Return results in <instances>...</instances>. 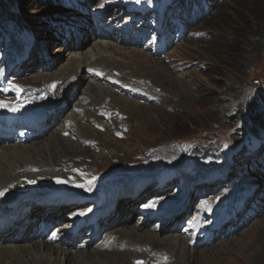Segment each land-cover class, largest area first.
Returning <instances> with one entry per match:
<instances>
[{
	"label": "rangeland",
	"instance_id": "obj_1",
	"mask_svg": "<svg viewBox=\"0 0 264 264\" xmlns=\"http://www.w3.org/2000/svg\"><path fill=\"white\" fill-rule=\"evenodd\" d=\"M0 1L10 13L0 23L8 25L4 28L19 43L22 38L21 48L10 49L12 55L4 52L0 42V102L4 105L0 112L4 114L10 105L21 113L51 109L57 103L47 105L45 98L60 95L66 86L69 89L62 98L65 106L51 109L56 120L38 128L45 134L34 140L43 142L64 126L61 142L78 149L72 157L77 162L68 168L55 166V172L76 177L73 187L83 190L80 172L98 177L106 173L153 177L167 170L182 173L181 167L192 163L200 177L210 178L225 170L227 158L235 178L227 189L214 190L205 202L211 217L222 205L231 208L237 195L244 193L235 190L238 182L247 183L245 191L258 187L256 201L247 220L233 233L228 229L226 237L195 250L209 257L218 253L214 262L199 257L194 264H264V163L249 157L264 148L262 0H239L240 4L208 0L207 9L198 12L184 7L179 24L168 12L159 17L148 9L151 4L158 6L155 0ZM137 5L145 11L139 13ZM23 10L33 23L21 31L11 17ZM102 42L113 43L119 51H102ZM80 53H86L87 59L81 61ZM76 75L85 76L88 83L80 80L76 88ZM96 84L107 91L105 96L94 89ZM67 113L79 116L81 135L74 120L67 123ZM206 147L217 154L204 155ZM195 149L201 157L194 155ZM48 178L42 181L50 182ZM47 188L72 187L49 183ZM170 193L153 204H165L175 196ZM139 226L156 230L163 238L169 233L156 225ZM222 241H227V248H220ZM142 252H147L145 247ZM160 252L156 264L176 263L174 257ZM130 263L151 264L141 258Z\"/></svg>",
	"mask_w": 264,
	"mask_h": 264
},
{
	"label": "bare ground",
	"instance_id": "obj_2",
	"mask_svg": "<svg viewBox=\"0 0 264 264\" xmlns=\"http://www.w3.org/2000/svg\"><path fill=\"white\" fill-rule=\"evenodd\" d=\"M102 43L103 44L100 43L101 45L99 46V49L104 52L107 50H112L113 52L116 51V49L118 50V48H116V46H114L111 42ZM80 54L81 61H83V59H87L88 56L86 53ZM79 66L80 64L76 67L78 68ZM103 67L105 69V66ZM59 75L60 74L57 76ZM76 76L78 77V80L74 85L76 88V84L80 80L88 83V79L85 76ZM90 85L94 84L90 83ZM67 88L68 87L66 86V89H63V92L59 93L60 95L51 94L47 96L45 98L48 101L47 105H51L52 102H56V105L59 106L55 108L65 106L62 98L65 96L67 91H69ZM94 89L101 92L104 96L107 93V91L100 84H98ZM12 108L13 107H10L6 111ZM17 116L24 118V115L20 113L17 114ZM66 116L70 119L67 123L76 122H74L75 127L80 133L79 135H81V130L79 128V116L71 113H67ZM70 127L73 128L74 125H71ZM63 129L64 126L58 131H53L43 142L41 141L37 143V141H34L30 144L15 143L10 145H0V192L3 193V195H0V210L5 209V205L14 209L20 203L27 202L33 194L43 193L46 189L45 187L49 186V183L58 186H60V184H64V186L67 187H73L75 185L74 182H77L76 177L72 178L64 173L59 174L53 169L55 166L68 168L77 162L73 161L72 157L76 156L75 153L78 149L73 147V145L69 142L64 144L61 142L59 133H62ZM46 142L50 143L49 146H47ZM188 165L189 164H186L185 167ZM72 169L78 170L77 167ZM75 173L77 174V172ZM196 173V170L188 172L184 178L190 183L195 180ZM80 174L81 176L88 175V173L82 174V172H80ZM119 175L120 174H115L111 176L108 184L103 187V191L106 192L104 194H100L99 197H106L107 194L110 196L109 191H113L116 188V186H112V184L114 185V183L121 181ZM44 176L51 177L48 178L50 182H43L42 180ZM80 181H86V184L91 186L93 184V182L89 183L86 178ZM129 183H120L118 184V188H126L125 185ZM187 186L189 187V185ZM77 188L78 187H76V189ZM91 190L96 193L99 189L92 187ZM76 193V196L73 198L66 199L68 203L67 205L71 207L73 212L79 210L80 202H82L79 191H76ZM65 197L66 196H62V198ZM61 201L62 200H55L51 203L50 207H58V205L54 203ZM126 206L128 207V211H130L131 203L127 202ZM126 206H121L119 204L117 211L122 213ZM159 208H161V206L155 207L151 211H158L160 210ZM62 210L63 208L60 207L58 211L62 212ZM114 210H116V208ZM37 213H39V210H29V214L27 215L25 222L27 223L30 219H34L35 217L32 215H36ZM62 215L63 214H60V217L53 215L49 219L42 220V222H48L49 226L55 223L60 224L63 219ZM53 217L54 221L51 219ZM122 218V220L120 219L119 225L107 231L104 235L102 234L98 246L90 244L87 246V249H85L86 247H83L82 249L76 250L71 249L70 246L64 247L62 245L59 246L48 243L44 238L42 240H38L40 237L39 229L34 232V235H31V231H33V229L31 230V228L24 226L26 223L23 222V219H20V217L16 218L15 216H12L9 221L4 222L8 227L4 232L5 235L0 236V264H131V261L139 258L145 259L146 262H151V264H156V261L160 259L158 257L159 251H161L160 253H163L164 255L166 253L174 257L177 264H194L195 260L199 257L208 258L210 256L204 255L202 252H195L197 248H193L191 246L193 240L201 237L196 235V230L193 237H183L178 233H168L163 238L158 236L156 230L149 229L145 226H137L135 223L128 222V220L124 221L126 219V215ZM35 223L36 221L29 224L35 228ZM195 224H199L198 218L195 220ZM196 229H198V226ZM86 231L90 232V230ZM64 234L67 233L64 232ZM10 235H14L12 239H10ZM55 235L59 236L63 235V233H61V230H57ZM219 245L221 249L227 248V246H225L227 245V241H222ZM143 247H145L147 252H142ZM217 254H211V257L208 258L210 263L214 262L213 257L216 258ZM218 259H220V257H218Z\"/></svg>",
	"mask_w": 264,
	"mask_h": 264
},
{
	"label": "trees",
	"instance_id": "obj_3",
	"mask_svg": "<svg viewBox=\"0 0 264 264\" xmlns=\"http://www.w3.org/2000/svg\"><path fill=\"white\" fill-rule=\"evenodd\" d=\"M18 1L22 2L24 0H18ZM169 1H171L170 3L172 6H174V4H175V5H177L176 8H180V6L182 8L186 4L187 5L194 4L195 2H197L199 0H169ZM215 1H217V0H215ZM233 1L236 2V4H238V3L240 4L239 0H233ZM262 1H263L262 2L263 10H264V0H262ZM11 12L13 13V11H11ZM6 14H10L8 11L7 5L5 4L4 1L3 2L0 1V19L6 20ZM225 18H229V15H226ZM2 20H1V23H2ZM14 21H15L14 24L16 26H18L21 31L25 28V26L28 27V26H30L29 24L33 23V19H31L30 16H28L27 11H24V10H23V14L16 15ZM1 23H0V42H3V40L6 39L8 43L14 44L16 42V36L13 35L12 33H8L7 30L4 28L5 25L1 24ZM262 119L264 120V114H263ZM255 128H258V127H255Z\"/></svg>",
	"mask_w": 264,
	"mask_h": 264
},
{
	"label": "snow or ice",
	"instance_id": "obj_4",
	"mask_svg": "<svg viewBox=\"0 0 264 264\" xmlns=\"http://www.w3.org/2000/svg\"><path fill=\"white\" fill-rule=\"evenodd\" d=\"M0 106H4L2 102H0ZM58 182H61V181H58ZM80 187H83V186H82V185H80ZM0 195H3V193H2V192H0ZM53 235H55V233H54Z\"/></svg>",
	"mask_w": 264,
	"mask_h": 264
}]
</instances>
